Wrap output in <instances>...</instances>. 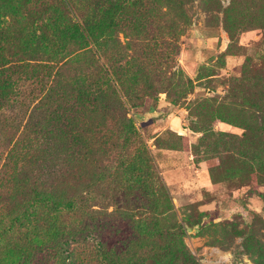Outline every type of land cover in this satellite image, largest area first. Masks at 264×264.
<instances>
[{
  "label": "rangeland",
  "instance_id": "rangeland-1",
  "mask_svg": "<svg viewBox=\"0 0 264 264\" xmlns=\"http://www.w3.org/2000/svg\"><path fill=\"white\" fill-rule=\"evenodd\" d=\"M40 1L47 10L37 17L28 16L25 0H0L5 48L12 39L21 42L18 36H26V30L38 35L37 28L47 23L43 16L52 5ZM180 1L185 19L171 22L174 16L165 15L163 24L173 27L147 36L179 76L165 78L172 84L137 100L140 105L125 104L136 136L128 143L113 138L119 166L110 157L105 164L117 172L110 175L112 169L106 168L98 175L93 165L86 167L90 176L101 179L92 186L82 181L57 189L62 204L76 193L85 198L84 206L111 213L107 220L103 214L92 216L88 233L73 239L69 248L79 264H107L95 247L103 242L115 248L126 239L145 254L150 248L147 264H264V0ZM69 2L76 13L106 4ZM32 5L29 9L37 11L39 2ZM161 60L151 61V68L161 67ZM163 68L168 76L171 67ZM185 78L190 88L181 96ZM18 82L23 85L0 112V127L3 120L22 122L33 104L37 85L26 77ZM5 150L0 143V164ZM25 197L0 208V264L67 261L57 247L65 244H56L52 254L46 230L32 235L18 224L26 216ZM62 214L72 222L82 215ZM139 261L140 255L131 264Z\"/></svg>",
  "mask_w": 264,
  "mask_h": 264
},
{
  "label": "trees",
  "instance_id": "trees-1",
  "mask_svg": "<svg viewBox=\"0 0 264 264\" xmlns=\"http://www.w3.org/2000/svg\"><path fill=\"white\" fill-rule=\"evenodd\" d=\"M37 2V11L29 9ZM25 3L28 16L38 17L47 10L40 0ZM50 3V13L43 16L48 24H40L38 35L26 30V36H18L23 40L17 43L12 39L8 48L0 19V112L23 85L18 82L23 77L37 85L22 122L3 120L0 127V143L6 149L0 164V208L26 196V216L18 224L32 235L46 230L51 235L46 243L51 253L56 244H65L57 247L63 248L67 261L56 258V264H79L69 248L73 239L88 233L92 216L103 214L107 220L111 213L84 206L85 198L76 193L62 204L57 189L82 181L92 186L101 178L90 176L87 168L95 165L98 175L106 168L110 171L113 165L105 164L109 157L115 159L116 168L119 166L113 138L128 143L136 136L126 118L125 104L140 105L137 100L172 84L165 78L179 76L172 61L158 57L160 47L147 36L165 26L173 27L163 24L165 15L172 14L174 18L169 19L175 22L185 19V14L180 0H106L103 7L87 13H76L69 0ZM157 59H163L158 62L161 67L151 68V61ZM166 64L171 67L168 76L164 74ZM16 73L26 76H14ZM180 84L182 96L190 88L189 79ZM112 172L117 170L113 168L110 175ZM71 211L82 214L78 222L68 221L62 214ZM178 231L182 229L174 232V241ZM62 235L67 238L58 243L57 237ZM95 251L107 264H131L139 255V264H147L153 256L150 248L145 254L127 239L115 248L100 242ZM176 252L172 254L177 256Z\"/></svg>",
  "mask_w": 264,
  "mask_h": 264
},
{
  "label": "water",
  "instance_id": "water-1",
  "mask_svg": "<svg viewBox=\"0 0 264 264\" xmlns=\"http://www.w3.org/2000/svg\"><path fill=\"white\" fill-rule=\"evenodd\" d=\"M134 118H138V117L135 115Z\"/></svg>",
  "mask_w": 264,
  "mask_h": 264
}]
</instances>
